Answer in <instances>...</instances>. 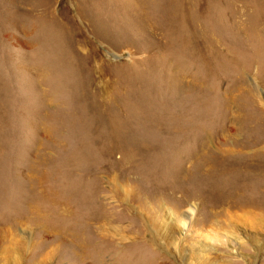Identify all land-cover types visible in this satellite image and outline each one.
<instances>
[{"label":"rangeland","instance_id":"obj_1","mask_svg":"<svg viewBox=\"0 0 264 264\" xmlns=\"http://www.w3.org/2000/svg\"><path fill=\"white\" fill-rule=\"evenodd\" d=\"M9 254L264 264V0H0Z\"/></svg>","mask_w":264,"mask_h":264},{"label":"bare ground","instance_id":"obj_2","mask_svg":"<svg viewBox=\"0 0 264 264\" xmlns=\"http://www.w3.org/2000/svg\"><path fill=\"white\" fill-rule=\"evenodd\" d=\"M196 206L197 205L192 204L191 207H189V209L184 212V214H183L184 216H182L181 218L177 217L174 220V222H172L170 225L167 224L166 228L164 226L163 230L159 228V234H160V236H162L164 242L166 244H171L175 251L181 250V248H183V246H184L183 245V241H184L185 236L187 235L186 230L188 228L189 222L192 220L193 215L195 214V211H197ZM173 219L174 218H172L171 220H173ZM158 220H160V219H158ZM179 221H182L183 223L181 224ZM226 234H227V236H229L228 233H226ZM229 238H230V240L232 239V241L235 240V241L238 242V240H236V238H233L231 236ZM199 246H200V250L199 251H202V252H203V250L206 251L208 248L211 247V245L208 242H201V243H199ZM190 252L193 254V250L192 249L190 250ZM192 254L191 255L188 254L189 256L187 255V257L185 259L186 264H197V262L194 261V258L192 260ZM7 257H8V260H7ZM7 257H6V260H7L6 264H9V263H11L10 261H12L9 258V257H11L10 254ZM199 262H198V264H200Z\"/></svg>","mask_w":264,"mask_h":264}]
</instances>
